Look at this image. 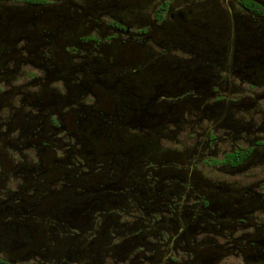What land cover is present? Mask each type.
<instances>
[{
	"label": "flooded vegetation",
	"instance_id": "flooded-vegetation-1",
	"mask_svg": "<svg viewBox=\"0 0 264 264\" xmlns=\"http://www.w3.org/2000/svg\"><path fill=\"white\" fill-rule=\"evenodd\" d=\"M0 264H264V0H0Z\"/></svg>",
	"mask_w": 264,
	"mask_h": 264
},
{
	"label": "rangeland",
	"instance_id": "rangeland-1",
	"mask_svg": "<svg viewBox=\"0 0 264 264\" xmlns=\"http://www.w3.org/2000/svg\"><path fill=\"white\" fill-rule=\"evenodd\" d=\"M127 5H130V6H131V5H133V4H131V2H128Z\"/></svg>",
	"mask_w": 264,
	"mask_h": 264
}]
</instances>
